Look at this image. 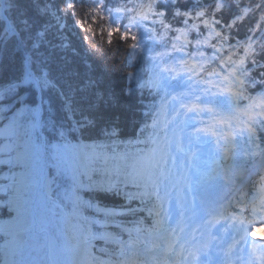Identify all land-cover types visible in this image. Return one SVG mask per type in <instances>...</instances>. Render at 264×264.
Wrapping results in <instances>:
<instances>
[{"label": "trees", "instance_id": "16d2710c", "mask_svg": "<svg viewBox=\"0 0 264 264\" xmlns=\"http://www.w3.org/2000/svg\"><path fill=\"white\" fill-rule=\"evenodd\" d=\"M262 1L205 0L192 5L180 0L176 6L155 2L147 9L156 11L154 18L161 23L151 26L149 41H141L131 33L125 15L132 0H3L0 224L10 216L6 194L12 189L2 184L22 170L32 179L20 219L28 222L39 160L52 185L50 203L36 204L39 228L46 229L56 244H74L86 234L99 233L95 220H114L126 228L145 224L144 205L135 198L147 191L124 184L120 169L132 146L148 154L158 145L151 119L162 94L149 71L148 52L153 55L181 30L190 32L189 43L203 51L216 39L209 27L212 18L228 42H241L232 59L246 63L244 91L264 116ZM251 106L241 108L251 113ZM19 128L23 152L8 165L13 131L19 133L14 130ZM79 198L84 204L78 205ZM103 231L123 235L117 226ZM8 240L0 233V247ZM35 242L37 247L27 249L11 242L12 264H45L42 239ZM102 244L96 241L92 248L105 255L99 250ZM50 255L58 262L66 260L55 246ZM106 258L105 263L95 264L116 262L108 253Z\"/></svg>", "mask_w": 264, "mask_h": 264}, {"label": "rangeland", "instance_id": "374dc122", "mask_svg": "<svg viewBox=\"0 0 264 264\" xmlns=\"http://www.w3.org/2000/svg\"><path fill=\"white\" fill-rule=\"evenodd\" d=\"M174 1H176V0H171V2H174ZM187 1H192L193 3H203V1H205V0H187ZM259 4H261V11L259 13V16L262 17V14L264 13V3L262 1ZM221 38L223 40H226V37H221ZM214 46H215L216 50L219 53H221L220 57H224V56H227L228 54H232L233 50L235 48V47L230 48V46L226 42L222 43L221 46H217V44L214 45ZM219 58H217V60ZM192 60H193V58L191 57L190 61H192ZM213 66L214 67L215 66L216 67L221 66V61L217 65H213ZM214 67H212V68H214ZM189 73H190L189 69L188 68H184V69H181V71L176 72L175 74H173L171 78L179 79V78H183L184 76H187V78H191ZM200 76H201V74H200ZM181 88L183 90V94H178V93H176V91H174L173 95H174L175 98H179L180 96L182 97L183 95H185L184 98L186 99V97L189 94L196 93V92H191L190 91V89H192L193 86L186 87V88L182 86ZM229 94H230V96H231V98H232V100L234 102H235V100L239 101L241 99V93H239L238 91H235L234 89L231 90ZM186 102H188V101H186ZM190 105L193 106L195 111L199 112L200 107L197 104H194V103L191 104L190 103ZM183 116H185V119L187 121L189 120L188 116H186L185 114ZM212 116H215L217 118L221 117L220 115H218V113L216 111H212ZM217 122H218L217 123L218 124V127H217L218 131H222V129L223 130L225 129V132H222V133L224 134L223 136L226 137V142L224 144V147H222L223 148V155L220 158H218V159H214L213 158L214 154H213V155H211L210 160L207 161V164L209 166L207 171H208V173L210 175H211V173L215 175L217 172H221L222 173L220 175L221 178L225 179L226 176H224V173H225L224 170H225V168H227V165H228L227 161H228V158H229V156H230V154L232 153V150H233V135H234L233 130L234 129L232 127H226L219 120ZM186 123H188V122H184L183 119L176 120V121L172 120L171 121L172 125L170 127V134L173 135V136H176L175 134H173V131H171V129H176V130H180V133L182 134V136H185L188 131H191V128H189L188 126H185ZM212 132H213V130H212ZM195 136H197V135H195ZM223 136H219L218 135L217 139L221 138ZM252 136H254V135L253 134L252 135H248V138H253ZM191 148H192V151H194V153L197 154V158L202 154L201 152L195 151L194 148H193V145L191 146ZM187 150H190V146H188ZM252 151H253V153L248 158H245V162H248L247 164H252L253 162H255V160L251 159V157H255V158H260V157L262 158L263 157V159H264V150L259 151V150L254 149ZM145 166H146L145 160L139 159V160L133 162V166L132 167L135 168L136 170H138V169L142 170ZM18 174H19V177H18V179L16 181L17 184H15L14 193L11 195L12 201H11L10 204L12 205L11 206L12 209H10L11 207H8V210H13V211H11L12 215L10 216V218H8L7 221H5V223H3V227L8 222L10 223L9 227L11 229H7L6 230V231H8L7 234L9 236V239L15 238V234H18L19 228L23 225L21 221L17 220V218L19 217L18 214L20 213L19 212L20 210L18 211V207L21 206V203L25 199V194L23 193V184H24V180H25L24 178L27 177L26 176L27 175V171H23L22 170ZM196 182H198V178L196 179ZM196 182H194V183H196ZM224 182L225 181L223 180L222 183H224ZM102 186H104V185H102ZM195 188H196L195 184H193V190L191 191L192 194L195 193ZM76 209H77L76 207L73 208L74 211H78V209L77 210ZM152 236L153 235H150V234L147 235L146 238H142V237L139 236L140 238H138V240L141 241V242H145L146 243V242H148L150 240V238ZM131 242H133V240H131ZM157 243L158 242H155V240H154V244H152V245H148L147 244V246H146L147 248L145 250H143V252L142 251L139 252L141 254V256H143V257L147 256L146 253L152 251V248L154 247V245H157ZM9 244H10V242H8V245ZM84 251H86V249ZM1 254H3V256H2L3 260L1 262V264H8L9 261H10V250L5 249L3 251V253L1 252ZM81 255L83 256V258H81ZM89 257H90V254H86V252H82L81 254H79V260H76L77 261L76 264H84V262L86 264H91V260H90ZM83 260H84V262H83Z\"/></svg>", "mask_w": 264, "mask_h": 264}, {"label": "bare ground", "instance_id": "6f19581e", "mask_svg": "<svg viewBox=\"0 0 264 264\" xmlns=\"http://www.w3.org/2000/svg\"><path fill=\"white\" fill-rule=\"evenodd\" d=\"M256 177V181H255V184L258 185L257 188L260 189L261 191H264V187L262 185H259L261 182H263V180L260 179V177L264 178V172L258 176H253L251 177V181ZM240 209H243L241 206H239ZM10 223L8 222L7 224L4 225L3 227V230H7V229H11L10 227ZM8 227V228H7ZM18 234H20V232H18ZM264 242V241H263ZM164 244H161L159 247H158V250L160 251L161 250V246H163ZM263 246V245H262Z\"/></svg>", "mask_w": 264, "mask_h": 264}, {"label": "clouds", "instance_id": "9594fccd", "mask_svg": "<svg viewBox=\"0 0 264 264\" xmlns=\"http://www.w3.org/2000/svg\"><path fill=\"white\" fill-rule=\"evenodd\" d=\"M262 231H264V230H262Z\"/></svg>", "mask_w": 264, "mask_h": 264}]
</instances>
